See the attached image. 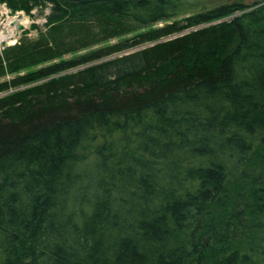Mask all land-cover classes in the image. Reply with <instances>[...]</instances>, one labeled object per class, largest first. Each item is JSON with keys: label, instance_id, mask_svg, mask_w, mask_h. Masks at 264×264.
<instances>
[{"label": "trees", "instance_id": "1", "mask_svg": "<svg viewBox=\"0 0 264 264\" xmlns=\"http://www.w3.org/2000/svg\"><path fill=\"white\" fill-rule=\"evenodd\" d=\"M0 1V264H264V0Z\"/></svg>", "mask_w": 264, "mask_h": 264}, {"label": "rangeland", "instance_id": "2", "mask_svg": "<svg viewBox=\"0 0 264 264\" xmlns=\"http://www.w3.org/2000/svg\"><path fill=\"white\" fill-rule=\"evenodd\" d=\"M189 1H190V3L187 2L186 4H183V6L181 7V9L186 8L188 10H185L184 12L178 14L175 17L170 18L169 20H165V21L161 20V21L157 22L156 24L149 25V26L144 27V28H140L137 31H134L130 34H126V35L121 36V37H114V38H112L108 41L102 42V43H100V44H98L92 48L105 46V45H108L111 43L118 42L122 39H128V38H131V37L137 35L140 32L159 27V26L164 25L166 23L172 22L176 19L177 20L183 19L186 16H188L189 14L193 13V11H195L199 7H202V8L212 7V6L222 4V3H225L228 1H233V0H189ZM191 1L193 2L192 4H191ZM243 1L249 4V3H253L255 1H261V0H243ZM4 2H6V1H0V7ZM191 5H193V6H191ZM6 7L9 10L8 13H6V14L0 13V47H2L0 49H4L5 47L15 45L13 42L15 39L18 40L16 43H19L20 39L24 35H28V36L34 38V37H37L38 35H40L42 32H45L48 28V25H49L48 21H49L50 15L52 14L53 4L51 2H47V1L41 2L39 4H35L32 7L30 12H27L25 9L14 10L11 7V5L7 2H6ZM9 13L13 16L21 14V20H25V23L22 22L25 25V28L23 30L19 29L17 24L12 23V21L10 22V20L12 18L8 16V15H10ZM230 18L231 17L229 16L226 19L228 20ZM189 30H191V28H185L181 32H188ZM168 38L169 37L160 38V39L155 40V41L140 44L139 46L137 45L131 49H128L127 51H121V52L113 53V54L106 56V57H103L99 60H95V61L87 63V64H82V65L70 68V70H68L67 72L82 69L88 65H92V64L101 62L103 60L112 58V57L117 56V55L125 54L127 52H130V50L139 49L143 46L153 44V43H156L158 41H161L163 39H168ZM89 49H86V50H89ZM86 50H82V51H78V52H74V53H69V54H66V55L60 57L59 59H70V58L75 57L81 53H84ZM54 61H56V60H54ZM51 62L52 61L42 63L39 65H35L32 68H30V70L37 69V68L41 67L42 65H46V64H49ZM24 71H26V70H24ZM64 72H62V73H64ZM12 77H13L12 74H8L5 77L1 78L0 80H3V79L10 80V79H12ZM26 86H28V85H21L20 87H17V88H9L8 90L0 92V97L7 95L8 93H10L14 90L16 91L18 89H23Z\"/></svg>", "mask_w": 264, "mask_h": 264}, {"label": "built area", "instance_id": "3", "mask_svg": "<svg viewBox=\"0 0 264 264\" xmlns=\"http://www.w3.org/2000/svg\"><path fill=\"white\" fill-rule=\"evenodd\" d=\"M8 9H7V7H6V3L4 2L2 5H1V7H0V13L1 14H6V13H8ZM10 14V13H9ZM20 14H18V15H8L9 17H11L12 19L10 20V21H18V16H19ZM16 27V26H15ZM18 40L17 39H15L13 42H14V44L17 42ZM0 48H2V47H0ZM0 50H2V49H0Z\"/></svg>", "mask_w": 264, "mask_h": 264}, {"label": "water", "instance_id": "4", "mask_svg": "<svg viewBox=\"0 0 264 264\" xmlns=\"http://www.w3.org/2000/svg\"><path fill=\"white\" fill-rule=\"evenodd\" d=\"M24 28H25L24 23L20 22V23H19V29L23 30Z\"/></svg>", "mask_w": 264, "mask_h": 264}, {"label": "bare ground", "instance_id": "5", "mask_svg": "<svg viewBox=\"0 0 264 264\" xmlns=\"http://www.w3.org/2000/svg\"><path fill=\"white\" fill-rule=\"evenodd\" d=\"M11 22V21H10ZM21 22H24L25 23V20H21Z\"/></svg>", "mask_w": 264, "mask_h": 264}]
</instances>
